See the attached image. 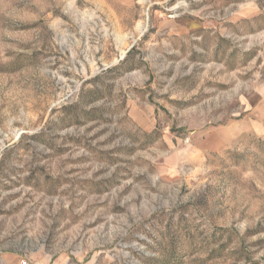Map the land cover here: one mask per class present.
<instances>
[{
  "label": "rangeland",
  "instance_id": "obj_1",
  "mask_svg": "<svg viewBox=\"0 0 264 264\" xmlns=\"http://www.w3.org/2000/svg\"><path fill=\"white\" fill-rule=\"evenodd\" d=\"M0 264H264V0H0Z\"/></svg>",
  "mask_w": 264,
  "mask_h": 264
}]
</instances>
